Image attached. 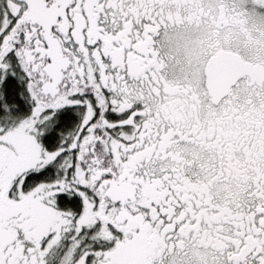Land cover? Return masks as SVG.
<instances>
[{
  "label": "snow or ice",
  "instance_id": "obj_1",
  "mask_svg": "<svg viewBox=\"0 0 264 264\" xmlns=\"http://www.w3.org/2000/svg\"><path fill=\"white\" fill-rule=\"evenodd\" d=\"M0 264H264V0H0Z\"/></svg>",
  "mask_w": 264,
  "mask_h": 264
}]
</instances>
